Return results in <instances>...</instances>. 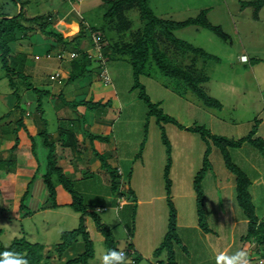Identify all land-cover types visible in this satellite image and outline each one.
Returning <instances> with one entry per match:
<instances>
[{
  "label": "rangeland",
  "instance_id": "rangeland-1",
  "mask_svg": "<svg viewBox=\"0 0 264 264\" xmlns=\"http://www.w3.org/2000/svg\"><path fill=\"white\" fill-rule=\"evenodd\" d=\"M85 1L94 8L89 21L102 23L103 9L95 7L91 0ZM244 1L248 0L149 1L158 16L177 21L195 17L201 10L208 9L207 16L211 23L221 26L229 35L225 39L199 25H190L174 31L178 38L216 57V59L203 58L187 53L184 57H180L178 62L185 67L193 65L209 77L202 86L210 96L222 103L221 109L206 106L182 82L162 74L152 60L140 76V81L153 103L151 107L139 95L140 88L134 87L133 68L129 58L127 56L116 59L107 58V54L111 53L109 44L120 38L105 37L102 42L104 47L100 51H95L97 55L94 53L98 60L102 57L100 62L91 64L83 77L69 84L67 81L61 82L62 76L51 79L50 74L59 71L61 67V59L57 57V52L61 48L49 49L53 40L41 33L29 36L34 53L28 57L30 59H28L27 70H37L42 80L38 84V81L30 76L27 77V83H33L34 87L38 86L51 91L60 89L61 84L65 87L66 99L73 97L68 95L69 91H80L79 94L74 95L78 101L84 98L91 101L88 105H78L77 112L73 113L76 117L78 114L81 115L80 124L84 129H88L97 114L103 115L108 112L107 115L114 119L113 125L107 132L108 139L105 140L113 148L103 153L106 154L107 160L112 158L116 164L115 167L122 171L123 194L111 192L107 172L100 164L98 166L97 162L82 164L81 168L83 170L84 165V172L87 170V175L83 179L78 177L73 180H75V188L82 191L84 202L90 206V210L98 213L101 219L108 223L115 238L116 248L138 247L142 256L139 264H160L167 258L166 250L159 255H156L154 251L168 230L170 207L165 174L169 155L172 163L168 173L172 182L170 197L180 214L177 226L180 241H175L173 244L175 262L177 264H217V256L221 253L231 256L237 251L245 250L251 264H255V258L258 256L255 255V246L258 245L254 239L252 243H248L242 238L248 226V223L242 220L247 218L237 203L236 175L225 166L220 149L211 143L209 155L211 164L202 180L205 223L209 228L207 231L198 222L194 187L195 177L203 166L207 143L198 132L182 129L174 122L160 118L159 115L163 112L184 126L204 125L214 134L235 139L246 136L258 122L257 120L264 117V100L260 93V86L261 89L264 88V8L261 17L255 18L254 7L252 5L243 7ZM62 2L63 0H54L51 4L59 6ZM38 4L39 0H32L30 6L23 4L25 13L33 14L40 11ZM20 6L21 4L14 0H0V13L15 14ZM51 9L52 5L48 10ZM45 14L48 15V13ZM127 17L132 20L131 31H136L142 26L137 8L128 11ZM54 21L53 19V23ZM64 35L69 37L73 34L68 32ZM90 38L93 44L92 35ZM122 40L127 42L131 40L130 31L122 37ZM24 50L28 51L27 48ZM243 51L251 57V61L247 64L239 61V55ZM70 52L67 51L63 60L71 59ZM102 52L104 56L100 54ZM48 53H51V57L47 56ZM106 59H108L107 62ZM33 63L36 65L31 68ZM105 67L110 79L108 83L102 76ZM98 81L101 82V86L95 83ZM20 84L21 107L27 109L28 103L31 102L28 108L34 112L40 96L34 89L24 88L22 81ZM20 84H17L18 87ZM10 91L8 78L0 67V119L10 110L9 101L12 96L7 97ZM90 91L92 92L89 93ZM95 94L100 98L97 99ZM51 98L52 95H45L42 98L45 117L49 120V130L57 127L56 118L59 113ZM107 99L109 103L106 108H95L96 105L93 104L95 101H107ZM8 120L9 118L4 119V121ZM164 135L170 143V154L167 152ZM260 135L257 133V136ZM229 149L233 162L250 179H255L256 166L264 169V154L254 145L246 142L240 147ZM129 186L135 190L133 193L129 192ZM250 191L255 203V184L251 185ZM65 194L70 196L69 193ZM107 194L109 197H106ZM138 199H142V202H138ZM123 200H126V203H120ZM98 205L106 206V209L98 211ZM5 206L12 209L14 205L13 202H7ZM1 211L0 204V213ZM5 211L8 210L5 209ZM52 211L19 220L9 217L11 212L8 213L9 216L4 213V218H0L2 228L0 243L7 245L16 238L25 236L30 241L43 244L45 255H50L51 248L61 240V232L78 227L80 222V213L70 207L64 206ZM256 211L261 214L263 209L259 207ZM44 219L47 220L44 221ZM93 225H91V235L94 240L95 257L90 264H102V256L107 253L108 248L102 239V234ZM81 249L83 244L78 241L65 255L63 261L60 262L50 255L51 262L65 264L69 256ZM258 250L263 253L264 246L261 245ZM261 260V264H264V258Z\"/></svg>",
  "mask_w": 264,
  "mask_h": 264
},
{
  "label": "trees",
  "instance_id": "trees-1",
  "mask_svg": "<svg viewBox=\"0 0 264 264\" xmlns=\"http://www.w3.org/2000/svg\"><path fill=\"white\" fill-rule=\"evenodd\" d=\"M14 1L21 4L20 10L17 14L11 15L9 12L0 13V67L5 71V77L8 78L13 92L17 93L18 89L15 81L16 77L28 80L27 76L13 65L12 43L17 39L29 37L35 33H41L42 35H45L60 44L61 50L77 52L78 55L70 59L71 70L67 77V83L69 84L76 79L83 77L88 71V67L93 63L87 49L80 46V39L87 37V35L91 36L93 33L97 32V36L99 38V42L102 44V47V42L105 37L111 39L120 38V40L109 44L111 53L107 54V58L116 59L118 57L126 56L129 58L133 68L134 87L140 88L139 95L151 107L153 106V103L151 102L149 95L146 93L145 86L140 81V76L145 72L150 60L156 64L162 74L182 82L183 85L187 89L194 92L206 106L217 109L222 108V103L218 99L210 96L202 86V83L208 81L209 77L198 71L193 65L185 67L178 62V59L180 57H184L187 53H192L196 57L199 56L203 58L216 59V57L205 52L203 49L197 48L187 41L178 38L174 34V31L177 29L190 25H199L214 31L222 38L227 39L229 35L223 30V28L221 26L214 25L208 19V9L201 10L195 17H189L188 19L177 21L158 16L150 6V0H103V3L100 5V8L103 9L101 14L103 22L92 23L93 21H89V16H83L80 31L76 36L69 38L65 37L63 33L53 25L51 15L38 14L35 16H27L24 10V3L21 0ZM250 5L254 7V17L258 18L259 11L264 6V0H248L242 3L243 7ZM134 8H137L140 12L142 26L136 31H131L132 20L127 17V12ZM128 31H130L131 40L128 42L123 41L122 37ZM108 59H106V62ZM250 61L251 60L249 59V62ZM27 88L34 89L40 96L39 99H41L44 94L50 93L48 89L34 87L32 83H27ZM59 96H62V94ZM64 102L77 107L78 105L83 104L88 105L91 101L85 98L81 101L76 99L68 101L64 98ZM107 103H109L108 99L107 101L97 100L93 104L96 105L95 108H106L108 105ZM151 112L152 111H150V113ZM159 115L160 118L172 121L182 129L198 132L202 139L207 143V149L203 158V166L197 173L194 181L199 225L209 231V228L205 223L206 216L204 210V190L202 187V180L211 164L209 155L211 153L212 143L220 149L225 166L236 175L235 189L237 203L243 209L248 220L247 232L242 238L248 243H252L254 239L257 242L258 247L261 245L264 246V219H259L257 215L253 195L250 191L252 179H250V177L233 162L229 149L230 147H240L244 143L248 142L264 154V138L262 136H257L259 120H257L258 122L253 125L252 130L246 136L235 139L224 135L214 134L204 125L184 126L173 117L163 114V112L159 113ZM19 122L22 124V120H19ZM86 136H88L91 142L92 150L98 157L101 167L106 170L109 176L111 192L113 194L118 193L119 195H122L123 187L121 186L124 182L121 178V169L113 167L107 160L106 154L95 145V142L98 140L105 141L108 139V135L104 136L101 134L87 132ZM163 138L165 144L167 145V152L170 154L171 148L169 140L165 135ZM46 144L49 147V153L47 159V171L44 177L49 187V193L53 198L54 203H56V188L55 181L53 180L55 177L56 180L60 182L70 193L72 198L70 203L71 208L80 213V222L78 227L62 231L61 240L51 248L49 251L50 255L54 256L61 262L70 249L73 248L74 244L81 241L83 249L76 254L69 256L65 264H90L91 260L95 257V248L94 241L91 238L87 226V216H91L94 219L97 230L104 236V242L108 251H120L115 246V238L109 227L102 222L98 213L90 210V206L84 202L83 194L75 188L73 179L66 175L63 167L59 164L57 143L47 140ZM5 163H10V160L5 161L4 164ZM171 165L172 163L169 155L165 174L167 196L170 207L168 230L164 239L154 251L156 255H159L163 250H166L167 252L166 261H161L160 264H177L175 262V250L173 249V244L175 241H180L177 231V208L170 197L172 182L168 177V173ZM128 190L130 193H133L131 188L128 187ZM1 233L2 228L0 227V235ZM44 247L45 246L43 244L30 241L25 236H22L16 238L7 245L0 243V259H3L2 254L4 252H12L22 256L28 261V264H53L51 262L50 255H45L43 251ZM127 250L128 258L132 261V264H139L142 256L134 252L133 249ZM131 251H133V253ZM252 262H254V260H252Z\"/></svg>",
  "mask_w": 264,
  "mask_h": 264
},
{
  "label": "crops",
  "instance_id": "crops-1",
  "mask_svg": "<svg viewBox=\"0 0 264 264\" xmlns=\"http://www.w3.org/2000/svg\"><path fill=\"white\" fill-rule=\"evenodd\" d=\"M52 1L54 0H39L38 5L41 10L38 11L37 13L27 14V16H35L38 14L48 13V15H51V20L52 21L53 19L55 20L53 25L58 30H60L63 33V35L64 33L68 34L67 30L69 29V27H66L63 24L67 25V24L75 23L79 29L81 28V21L83 19V16L84 17L90 16V14L94 9L93 6L88 5V3L85 0H80V1L63 0L62 5L59 6L53 5V3L51 4ZM91 1L94 2L93 5H95V7H100V5L103 3V0H91ZM23 3L26 6H30L32 4V0H23ZM51 5H52V9L48 10V8ZM263 8L264 6L259 11L258 19L261 17ZM11 15L13 14L11 13ZM78 32L79 31L77 30L76 32L72 33L73 35L69 37L76 36ZM87 38L84 37L80 39L81 42L80 46L85 47L87 49V52L88 54H90L93 63H99L100 58L99 60L97 59L96 56L97 54L95 52L97 49L93 47L90 36H87ZM32 45H33L32 41L29 40V37L19 38L15 42H13L12 61H13V65H16L17 69H19L27 77L31 76L32 78L36 79L39 84L42 78L38 74L37 70H33V69L32 71L27 70L28 59H30L28 57L30 54L32 55L34 53ZM54 47L60 49L61 45L53 40L50 44L49 49L50 48L52 49ZM25 48H27L28 51L24 50ZM244 53L246 52L243 51L240 53V55ZM249 59L251 60L250 56ZM35 60H37L36 56H35ZM239 61L241 60L239 59ZM70 62H71L70 59L60 61L61 63L60 70L62 72L60 70L59 71L62 74V78H61L62 83H65V81H67V77L71 70ZM248 62H242V63L247 64ZM35 65L36 63L32 65L31 68L35 67ZM23 79L24 78L16 77L15 78L16 84L19 85L22 81L23 87L27 88V81L26 80L23 81ZM95 83L98 84L97 86L102 85L100 81ZM97 86L96 88L98 89ZM20 88L22 89L21 84L17 89V93H15L13 92V89L11 87V91L7 94V97L12 96L11 100L9 101L10 110L6 114H4L0 119V204L2 209L0 213V218H4L3 215L4 213H6V215L9 216L11 212L9 217L17 220L23 217L31 218L32 216L39 213H47V212H51L52 210L56 211L57 209L64 206L71 208L70 206V203L72 201L71 195L68 196L67 194H65L69 192L64 188V186L60 182L56 180L55 177L53 180L55 181V188H56V198H55L56 203H54L53 198L49 193V187L44 177L47 171V159L49 153V147L46 144V141L49 140L50 142L57 143L59 164L63 167L66 175L69 176L71 179H75V180L78 177L83 179V177L87 175V170L84 172V165L82 170L81 168L82 164L85 163L94 164V162H97L98 166L100 164L98 157L95 155V153L92 150L91 142L88 136H86V133L92 132L104 136L108 135L107 132L114 122V119L107 115L108 112L104 113L103 115L97 114L94 116L93 123L89 125L88 129L86 128L84 129L83 126H81L80 124L82 120L81 115L78 114V117H76L75 114H73L74 112L75 113L77 112L76 106H72L64 102V98L66 95L64 93L65 87L64 86L62 87V85L60 84V89H58L57 91L55 90L51 91L48 89L50 93L44 94V96L52 95L51 99L53 103H55L56 105L57 112L59 111L58 116L56 118L58 121L57 127L53 128L52 130H49L48 127L49 120L48 118L45 117V108L43 107V102H42L43 96L41 99H38L39 102L37 104V107L34 110V112H32L28 108V106L32 104L31 102L28 103L27 109L21 107V98H20L21 94L19 93ZM69 92L70 93L68 95L70 97L72 96L73 97L71 99H66L68 101L76 99L74 95L80 93V91L78 90L72 92L69 91ZM91 92L92 91H90L89 93ZM260 93L262 99L264 100V88L261 89V86H260ZM60 94H62V96H59ZM95 96L97 99L100 98V96L97 97L98 95L96 94ZM5 118H9V120L4 121ZM19 120H22V124L19 122ZM257 133L259 135L261 134L260 136L264 138V117H261L259 120ZM96 145L103 152H105V150L109 152L108 150L113 148L111 144L110 146L108 142L105 141H99V142L96 141ZM8 160H10V163L4 164V162ZM108 161L113 167L116 166L112 158H108ZM256 167L259 169H257ZM256 167H255V179L252 180V184H255V193H256L255 207L256 209L259 207L260 209H263V211H261L262 213L261 214L257 213V215L259 219H264V169L260 168L259 166ZM75 180H73V182ZM77 190L80 193H82L81 190L79 189ZM106 197H109V195L107 194ZM7 202L8 203L13 202L14 206L12 209L8 207L9 205L5 206V203ZM123 202L126 203V200L120 201V203ZM138 202H142V199H138ZM100 206L102 205H98L97 208L106 207V206L104 207H100ZM5 209H7L8 211H5ZM177 214H178L177 220L179 224L180 214L178 209H177ZM89 217L90 216L86 218V222L91 235V228H92L91 225L94 224L93 227H95L96 230L97 227L95 225L94 219L92 217L91 218ZM45 220L47 219H44V221ZM101 220L103 223H105L108 226V223L105 220L103 219ZM242 221L248 223L247 219L243 218ZM236 223L237 222H235V224ZM102 239H104V236ZM259 247L255 246V255L260 256V257L257 256L255 258V264H261L262 261L261 258H264V251L263 253L262 252L260 253L258 250ZM122 249H126V248H122ZM133 250L137 254H140L139 253L140 251L138 250L137 246H134Z\"/></svg>",
  "mask_w": 264,
  "mask_h": 264
},
{
  "label": "clouds",
  "instance_id": "clouds-1",
  "mask_svg": "<svg viewBox=\"0 0 264 264\" xmlns=\"http://www.w3.org/2000/svg\"><path fill=\"white\" fill-rule=\"evenodd\" d=\"M242 59L246 60V57ZM2 256L0 264H28V261L17 253L4 252ZM102 264H132V261L124 251L110 250L102 256ZM217 264H251V262L247 251L240 250L231 256L221 253L217 256Z\"/></svg>",
  "mask_w": 264,
  "mask_h": 264
},
{
  "label": "built area",
  "instance_id": "built-area-1",
  "mask_svg": "<svg viewBox=\"0 0 264 264\" xmlns=\"http://www.w3.org/2000/svg\"><path fill=\"white\" fill-rule=\"evenodd\" d=\"M78 1H80V0H78ZM92 37H93V39H94V40H93V42H94V46H93V47L100 51L103 47H102V44L99 42V38H98V36H97L96 34L93 33ZM66 53H67V51L59 50V51L57 52V57H58L59 59L63 60V59H65V57H66ZM100 54L103 56V52L100 53ZM77 55H78L77 52H75V51H71V52L69 53V58L76 57ZM47 56H48V57H51V53H48ZM100 57H101V56H100ZM244 57H246V60L242 59V58H244ZM101 58H102V57H101ZM101 58H100V59H101ZM239 59H240L242 62H248V61H249V57H248V55H247L246 53L241 54V55L239 56ZM104 63H105V62H104ZM104 66H105V65H104ZM61 76H62L61 72L57 71V72L51 74L50 77H51V79H58V78H60ZM102 76L105 77V81H106V83H108V80H110V79H108V74H107V69H106V67L104 68V72H102ZM103 209H106V207H105V208H97L98 211H101V210H103ZM120 251H124L125 253L128 254V250H127V249H122V250H120ZM131 252L133 253V251H131Z\"/></svg>",
  "mask_w": 264,
  "mask_h": 264
},
{
  "label": "bare ground",
  "instance_id": "bare-ground-1",
  "mask_svg": "<svg viewBox=\"0 0 264 264\" xmlns=\"http://www.w3.org/2000/svg\"><path fill=\"white\" fill-rule=\"evenodd\" d=\"M65 25L66 27H69V29L67 30V33H74L78 30V26L75 24V23H71V24H63Z\"/></svg>",
  "mask_w": 264,
  "mask_h": 264
}]
</instances>
